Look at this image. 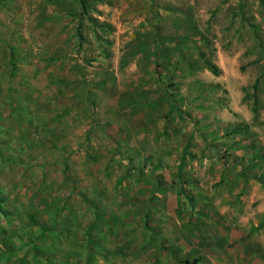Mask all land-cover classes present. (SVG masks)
Masks as SVG:
<instances>
[{"label": "rangeland", "instance_id": "1", "mask_svg": "<svg viewBox=\"0 0 264 264\" xmlns=\"http://www.w3.org/2000/svg\"><path fill=\"white\" fill-rule=\"evenodd\" d=\"M51 10L68 12L67 32L56 30L66 34L71 88L57 96L47 94L46 75L33 61L54 43L61 45L51 39ZM151 72L172 105L163 124L154 122V132L164 130L175 113L179 135L192 130L198 137L208 133L264 143V7L259 0H0V264H141L148 259L120 245L110 251L109 240L98 236L114 210L109 187L118 170L112 169L110 155L122 152L117 139L124 142L133 118L147 116L141 124L147 127L149 119L153 124L141 91ZM133 92L141 102L138 110L132 107ZM53 98L59 106L69 105L70 136L84 144L71 147L65 170L46 162L44 105ZM79 110L86 119L78 125ZM90 125L92 139L82 128ZM81 149L109 158L105 173L78 157ZM246 155L253 158V151ZM146 161L153 162L140 159ZM250 166L254 163L245 169ZM94 181L102 184L99 199L92 200L84 189L79 195L90 207H72L73 190ZM62 184L71 187L69 195ZM63 199L69 205L63 206ZM77 210L80 215L71 217Z\"/></svg>", "mask_w": 264, "mask_h": 264}, {"label": "crops", "instance_id": "2", "mask_svg": "<svg viewBox=\"0 0 264 264\" xmlns=\"http://www.w3.org/2000/svg\"><path fill=\"white\" fill-rule=\"evenodd\" d=\"M50 14L51 39L61 45L54 43L47 53L36 56L33 61L40 64L37 70L41 69L46 75L47 94L57 96L71 88L68 55L63 51L66 34L56 30L67 32L68 12L51 10ZM146 79L149 81L143 82L141 90L145 95L142 106L146 105L147 112L153 111V124L151 119L147 127L141 124L148 120L147 116L140 120L133 118L131 125L127 123L124 142L117 139L122 144V152L110 155L112 169L118 170L109 187L114 210L109 226L98 237L102 235L109 240L107 249L110 251L120 245L133 256L139 251L146 254L148 259L141 264H264V143L229 136L215 139L208 133L198 137L192 130L189 135H179V119L175 113L169 116L172 122L165 127L168 130L154 132V122L163 124L172 105L164 99L152 72ZM57 102L53 98L44 105L49 127L46 141L50 146L46 162L65 170L72 159L71 147L82 140L78 136L72 141L69 127H74V122L71 123L65 113L69 105L59 106ZM132 102L133 109L138 110L141 102L135 93ZM39 109L40 104L36 103V115ZM83 110H79L75 122L78 125L85 122ZM87 121L91 122L89 118ZM82 128L89 130L90 139L94 138L91 136L93 125ZM79 145L84 148L83 143ZM252 151L254 161L246 155ZM77 153L89 166L99 168L98 173H105L109 158L101 156L97 150L81 149ZM120 158L128 160L120 163ZM143 158L153 160L152 164L140 162ZM231 160L235 161L231 163ZM251 163L254 166L245 169ZM83 168L84 172L86 166ZM93 175H97L96 170ZM64 186L66 188L61 185ZM101 186L97 181L80 184L73 190L76 196L73 195L71 206L90 207V201H83L79 193L86 189L92 200L99 199L97 190H101ZM67 190L69 195L72 189L68 186ZM65 201L63 199L61 204L69 205H64ZM69 214L71 217L80 215L79 210Z\"/></svg>", "mask_w": 264, "mask_h": 264}, {"label": "trees", "instance_id": "3", "mask_svg": "<svg viewBox=\"0 0 264 264\" xmlns=\"http://www.w3.org/2000/svg\"><path fill=\"white\" fill-rule=\"evenodd\" d=\"M260 4L264 7V0H259ZM82 5H84V3H81ZM205 65L206 68L212 72L215 76L218 75V69L216 66L212 65L210 62H208L207 60H205Z\"/></svg>", "mask_w": 264, "mask_h": 264}]
</instances>
